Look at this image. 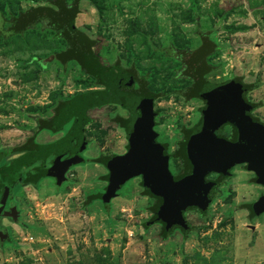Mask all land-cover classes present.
Instances as JSON below:
<instances>
[{
	"label": "rangeland",
	"instance_id": "rangeland-1",
	"mask_svg": "<svg viewBox=\"0 0 264 264\" xmlns=\"http://www.w3.org/2000/svg\"><path fill=\"white\" fill-rule=\"evenodd\" d=\"M51 2L0 0L8 32L0 34V153L5 162L24 154L16 150L31 139L39 144L57 137L39 126L52 119L61 102L104 88L76 62L62 65L55 59L66 49L57 32L43 23L22 29L27 19L20 13L54 8ZM77 6L74 26L94 41L92 52L100 63L132 70L134 80L142 79L156 96V141L165 145L174 179L183 168L177 146L206 106L182 96L191 82L177 56L193 53L204 35L219 48L206 59L214 68L206 80L256 84L245 98L257 104L250 116L264 123V0H80ZM134 111L117 104L87 111L91 122L83 133L84 154L69 146L70 158L80 162L67 170L61 185L51 177L35 181L29 174L13 183L9 200L18 219L1 221L9 236L0 238V264H264V212H251L264 197V186L246 164L234 166L226 177L209 175L219 186L204 214L184 213L193 228L186 237L180 230L167 239L160 236L161 226L151 221L156 199L145 195L141 176L121 186L107 208L102 200L87 203L88 196L105 192L107 182L101 178L109 173L95 166L92 160L98 157L90 153H126V130L117 120ZM65 128L68 132L71 124ZM230 128L224 125L220 133L227 135ZM27 164L25 173L35 168Z\"/></svg>",
	"mask_w": 264,
	"mask_h": 264
},
{
	"label": "water",
	"instance_id": "water-1",
	"mask_svg": "<svg viewBox=\"0 0 264 264\" xmlns=\"http://www.w3.org/2000/svg\"><path fill=\"white\" fill-rule=\"evenodd\" d=\"M242 93L241 84L235 81L203 88L200 94L206 106L185 146L190 172L179 180L171 174L169 158L156 141L153 100L137 97L136 106H132L137 112H133L126 127L127 152L113 156L107 163L109 176L102 202L109 204L121 186L141 176L142 186L160 200L157 215L166 229L177 226L188 230L186 210L205 211L210 204L214 182L207 177L211 173L226 177L234 166L246 164L256 175L257 183L264 186V125L248 114L252 107L244 101ZM225 124L234 128L233 141L217 135ZM85 146L82 137L71 147L75 152H82ZM62 157L63 153L55 155L52 166L45 173L46 177L55 179L57 186L66 179L67 170L80 162V159L71 158L61 160ZM6 200L7 194L0 201V215L15 222L18 213L14 208L3 212ZM251 212L254 215L264 212V197L251 206Z\"/></svg>",
	"mask_w": 264,
	"mask_h": 264
},
{
	"label": "trees",
	"instance_id": "trees-1",
	"mask_svg": "<svg viewBox=\"0 0 264 264\" xmlns=\"http://www.w3.org/2000/svg\"><path fill=\"white\" fill-rule=\"evenodd\" d=\"M79 1L80 0H72L69 4L66 0H52L51 4L54 8L36 7L29 9L27 12L20 13V17L27 19L22 29H26L37 23H43L47 28L57 32L59 37L65 41L66 49L57 53L55 59L62 65H65L69 61L76 62L82 71L91 76L98 85H101L104 88L101 90L77 94L70 99L64 100L56 108L55 114L51 120H42L39 126L40 130L46 129L52 133L63 131L66 125L71 124L70 130L58 141L50 144H37L31 139L29 141L31 145L28 143L16 150V152L24 154L10 160L9 162L3 161L5 154L2 152L0 153V198L11 190V184L17 182L18 179L23 178L25 174H29L31 177L34 176L35 181L46 177L45 174L39 176L40 174H38V172L44 168L46 169L49 165L46 164L49 159L57 154L65 153L69 146L76 145L78 140L83 137L85 126L91 122L90 118L87 116V111L92 107L105 104H117L124 108H128L136 106L137 97L150 98L154 103L156 96L145 88L142 79L134 80V73L132 70L122 69L119 66L108 67L100 63L99 58L92 52L94 41L90 40L83 32L74 26V19L79 13L77 6ZM3 19L0 10V34L6 36L8 32L6 33L3 30ZM218 49V46L204 35L200 46L193 53H183L180 56H177L183 65L182 75L191 82L189 88H187L182 94L184 98H197L203 100L200 94L203 88L224 84H213L206 80V75L214 69L213 66H210L207 63L206 59ZM130 81L137 83L138 88L133 89L132 85L128 86ZM233 81L241 84L239 79ZM241 87L243 90L242 97L244 101L250 104L246 100L245 95L247 92L256 88V84H241ZM250 105L252 110L257 107V104ZM203 110L204 108H202V111ZM248 114L250 115V112H248ZM252 119L258 122L257 118L252 117ZM129 120L130 118L125 120L118 119L117 121L119 122V125L126 130ZM262 124L264 125V123ZM225 125L231 127L230 133L227 135L221 134V127L217 131V135L228 140L233 139L234 128L229 124ZM194 127L184 131L185 138L178 144L175 151V155L182 160L183 164L182 171L175 180L181 179L190 172L191 166L185 154V146ZM162 146L164 148V154H166L165 145ZM26 151H28L27 154L25 153ZM113 156H100L92 161L106 167L107 163ZM2 161L4 163L1 166ZM28 162L35 168L25 173L24 169L30 168V165L27 164ZM108 176L109 174H106L105 176H102L101 179L107 182ZM217 186H219V182L214 181V188ZM213 189L209 195L210 200L213 197ZM103 194L104 193H97L88 196L87 203H90L93 200H102ZM145 195L149 198L156 199V202L151 207V221L152 224H159L161 226L160 236L163 239L170 237L175 230H180L183 237H186L189 231L193 230L190 226L188 230H184L177 226L166 229L164 222L161 219H158L157 215L160 200L153 197L147 189H145ZM105 206L107 208L108 204H105ZM190 210L204 214L203 211L196 208H188L186 211Z\"/></svg>",
	"mask_w": 264,
	"mask_h": 264
},
{
	"label": "flooded vegetation",
	"instance_id": "flooded-vegetation-1",
	"mask_svg": "<svg viewBox=\"0 0 264 264\" xmlns=\"http://www.w3.org/2000/svg\"><path fill=\"white\" fill-rule=\"evenodd\" d=\"M128 86H130V85H128ZM223 127H224V126H223ZM230 140L233 141V139H230ZM73 146H75V144H74ZM54 157H55V156H53V157L51 158L50 163H49V165L47 166L46 169H48L49 167L52 166ZM70 157H72V155H71V154H68L67 152H65V153H63V157L61 158V160H63V159H68V158H70ZM76 157H78V156H76ZM208 177H209V176H208ZM208 177H207V180H208ZM208 181H209V180H208ZM9 193H10V192L7 193L8 198H7V200H6V203H5V206H4V209H3V212H9V211H11V209H12L13 206H14V204H13L12 202H10V200H9ZM2 197H3V195L1 196L0 201H1ZM0 216H2V215H0ZM7 218H9V217H1V219H0V238H7V237L9 236V235H8V231H7V227H5V226L2 224V222H1V221L4 220V219L7 220Z\"/></svg>",
	"mask_w": 264,
	"mask_h": 264
},
{
	"label": "crops",
	"instance_id": "crops-1",
	"mask_svg": "<svg viewBox=\"0 0 264 264\" xmlns=\"http://www.w3.org/2000/svg\"><path fill=\"white\" fill-rule=\"evenodd\" d=\"M46 131H48V130H46ZM65 132H66V128L64 127V130L63 131H59L57 133H53V135H57V137L54 138L53 140L48 141L49 143L48 142L47 143L50 144V143H53V142L58 141L59 139H61L65 135ZM47 137L48 138H51L49 136H47ZM42 143H46V142H39V144H42ZM92 152H93V150H92ZM92 152L90 153L91 154L90 157H99L98 156L99 154L97 152H95V153L94 152L92 153ZM82 153L84 154V151ZM102 156H107V155L102 154ZM87 157H89V156H87ZM95 166L98 167V168H100L101 171H106L108 173V169L104 165L99 164V165H95Z\"/></svg>",
	"mask_w": 264,
	"mask_h": 264
}]
</instances>
